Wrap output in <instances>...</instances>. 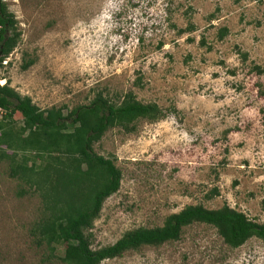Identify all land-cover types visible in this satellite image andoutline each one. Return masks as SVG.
Returning a JSON list of instances; mask_svg holds the SVG:
<instances>
[{"label":"rangeland","instance_id":"rangeland-1","mask_svg":"<svg viewBox=\"0 0 264 264\" xmlns=\"http://www.w3.org/2000/svg\"><path fill=\"white\" fill-rule=\"evenodd\" d=\"M3 2L20 39L0 85L65 116L98 93L119 101L130 91L164 111L133 133L110 129L95 144L122 181L89 230L94 250L128 231L161 227L189 205L228 204L264 222V73L257 70L264 71V0ZM13 119L23 126L20 113ZM43 211L39 194L1 161L0 264H66L64 246L54 251L36 233ZM101 264H264V241L233 249L214 227L195 223L178 241Z\"/></svg>","mask_w":264,"mask_h":264},{"label":"trees","instance_id":"trees-1","mask_svg":"<svg viewBox=\"0 0 264 264\" xmlns=\"http://www.w3.org/2000/svg\"><path fill=\"white\" fill-rule=\"evenodd\" d=\"M16 24L0 0V68L19 42ZM227 33L223 28L219 38ZM33 64L28 61L22 68L27 70ZM257 70L264 73L260 67ZM16 113L23 116L19 129L13 119ZM164 116L156 103L144 104L131 91L119 101L98 93L89 105L65 116L62 108L41 109L8 84L0 85V162L10 161L11 177L39 194L44 216L36 233L54 251L64 246L62 260L66 264H101L143 246L178 241L184 228L195 223L214 227L233 249L252 238L264 241V222L251 220L228 204L219 209L189 205L168 216L161 227H140L126 232L113 245L92 248L89 230L105 200L118 192L122 181L114 160L96 153L95 144L110 129L133 133L140 120L156 122Z\"/></svg>","mask_w":264,"mask_h":264}]
</instances>
